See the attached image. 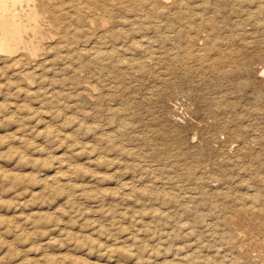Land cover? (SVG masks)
<instances>
[{"label":"rangeland","instance_id":"obj_1","mask_svg":"<svg viewBox=\"0 0 264 264\" xmlns=\"http://www.w3.org/2000/svg\"><path fill=\"white\" fill-rule=\"evenodd\" d=\"M40 1L0 53V264H264V0Z\"/></svg>","mask_w":264,"mask_h":264},{"label":"bare ground","instance_id":"obj_2","mask_svg":"<svg viewBox=\"0 0 264 264\" xmlns=\"http://www.w3.org/2000/svg\"><path fill=\"white\" fill-rule=\"evenodd\" d=\"M13 3H18L21 2V0H11ZM26 1V0H25ZM33 0H27L29 8L27 12H25V15H20L19 13L12 11L9 6V0H0V53L6 55H13L17 51L24 49L26 51L31 52V54L35 53L37 48H35L33 45H31V40L28 42L27 39L25 38L26 35L30 34L31 35H36L40 31V15L39 13L35 10L36 7L31 8L30 3ZM40 1V0H39ZM57 1V0H56ZM88 1V0H87ZM110 1V0H109ZM113 1V0H111ZM135 1V0H134ZM41 2V1H40ZM100 2V1H99ZM102 2V1H101ZM105 1H103L104 4ZM146 2V1H145ZM23 3V2H21ZM95 3V2H94ZM108 3V2H107ZM148 3V2H147ZM73 4V3H72ZM146 4V3H145ZM19 4H17L18 6ZM33 5V4H32ZM57 7V4H55ZM76 5V4H74ZM78 5V4H77ZM107 5V4H106ZM143 5V3H142ZM151 5V4H150ZM21 6V5H20ZM92 6V5H91ZM95 6V5H94ZM101 6V5H100ZM137 6V5H136ZM147 6V5H146ZM12 7V6H11ZM47 7V6H46ZM49 7V6H48ZM52 7V6H51ZM51 7H49L51 9ZM73 7V6H71ZM88 7V6H86ZM103 7V6H102ZM14 7H12L13 9ZM17 8V7H16ZM54 8V7H53ZM78 8V7H77ZM85 8V7H84ZM109 8V7H108ZM47 9V8H46ZM74 9V8H73ZM101 9V8H100ZM142 9V8H141ZM146 9V8H145ZM72 10V9H71ZM89 11V8H86V11ZM21 11V10H20ZM49 11V10H47ZM54 11V10H53ZM57 11V10H56ZM83 11V10H82ZM92 11V10H90ZM55 12V11H54ZM105 12V11H104ZM49 13V12H48ZM83 13V12H82ZM147 13V12H146ZM71 14V13H70ZM87 14V12H86ZM92 14V13H91ZM90 15V14H89ZM56 16V14H55ZM77 16V15H76ZM58 17V16H57ZM84 16H82L81 19H83ZM67 18V17H66ZM89 19V17H85ZM60 19V17L58 18ZM93 20V19H92ZM45 21V20H44ZM77 21V19H76ZM79 21V19H78ZM89 21V20H88ZM133 21V20H132ZM93 22V21H92ZM44 23V22H43ZM56 23V22H55ZM59 23V22H57ZM61 23V22H60ZM78 23V22H77ZM84 22L82 21L83 24ZM91 23V20H90ZM58 25V24H57ZM85 29V28H84ZM42 30V29H41ZM43 31V30H42ZM94 35V34H93ZM32 37V36H31ZM30 37V38H31ZM90 37V36H89ZM98 37V36H97ZM103 37V36H102ZM42 38V37H41ZM37 40V39H36ZM91 40V39H90ZM97 40V39H96ZM34 41V40H32ZM40 41V40H38ZM88 41V40H87ZM90 42V41H89ZM33 43V42H32ZM93 45V44H92ZM37 46V45H36ZM86 46V45H85ZM93 49V48H92ZM95 49V48H94ZM93 49V50H94ZM23 50V51H24ZM96 50V49H95ZM22 51V52H23ZM98 52V51H97ZM24 53V52H23ZM112 53V52H111ZM0 54V55H1ZM19 54V53H17ZM114 54V53H113ZM10 55V56H11ZM25 55V54H24ZM22 55V56H24ZM16 56V54H15ZM32 56V55H31ZM13 57V56H12ZM23 58V57H22ZM92 59V58H91ZM20 60V58H19ZM18 60V62H19ZM13 61V60H11ZM16 63V59L14 60ZM22 62V61H21ZM16 65V64H15ZM81 67V66H80ZM86 66H84L85 68ZM86 71V70H85ZM256 222V221H255Z\"/></svg>","mask_w":264,"mask_h":264}]
</instances>
